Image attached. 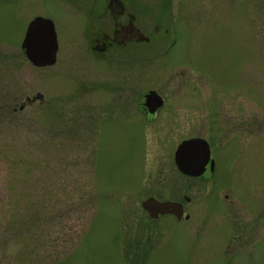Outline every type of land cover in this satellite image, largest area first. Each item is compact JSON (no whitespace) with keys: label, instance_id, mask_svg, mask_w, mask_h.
I'll return each instance as SVG.
<instances>
[{"label":"rangeland","instance_id":"rangeland-1","mask_svg":"<svg viewBox=\"0 0 264 264\" xmlns=\"http://www.w3.org/2000/svg\"><path fill=\"white\" fill-rule=\"evenodd\" d=\"M106 1L0 0V264H264V0H123L147 41L99 53ZM36 17L52 66L21 49ZM190 139L213 181L176 167ZM184 196L189 220L141 206Z\"/></svg>","mask_w":264,"mask_h":264},{"label":"water","instance_id":"water-1","mask_svg":"<svg viewBox=\"0 0 264 264\" xmlns=\"http://www.w3.org/2000/svg\"><path fill=\"white\" fill-rule=\"evenodd\" d=\"M21 49L26 60L35 67L54 65L58 44L53 22L41 17L31 20L27 25ZM144 98L146 99L144 105L150 113H155L162 105L161 97L155 92H149ZM209 159V145L202 139L183 141L174 154V162L178 170L190 177L202 175ZM141 206L151 219H157L159 215L165 214H172L178 220L183 217V208L176 202H159L150 197L145 199ZM185 219H188V216H185Z\"/></svg>","mask_w":264,"mask_h":264},{"label":"flooded vegetation","instance_id":"flooded-vegetation-1","mask_svg":"<svg viewBox=\"0 0 264 264\" xmlns=\"http://www.w3.org/2000/svg\"><path fill=\"white\" fill-rule=\"evenodd\" d=\"M133 2H136L135 0H132ZM106 12H108L112 24H113V29L111 30L110 33L107 34H101L99 38L94 39V50H97L99 53H105L107 50H109L113 45L115 44H126L127 42L131 41H147V38L143 35V33L140 32L139 28H135L134 26V19H138L139 21V12L134 9L133 7L128 6L125 4V1L123 0H108L106 1ZM138 5V3L136 2ZM139 6V5H138ZM145 95V94H144ZM144 103V102H143ZM144 111V109H143ZM158 111V110H157ZM157 111L155 113H157ZM148 112V111H147ZM146 111L144 113L148 114ZM155 113L151 115V117L154 118ZM210 150V159L208 163H206L204 167V172L202 177H204L205 180H214L215 176V171H216V162L215 159L212 156V148L209 146ZM175 154V153H174ZM212 162V164H211ZM212 190L210 189V194L211 192L217 193L221 197V195L224 193L223 190L218 191L217 186L214 185L212 182ZM209 194V195H210ZM226 198V196H225ZM147 199V198H146ZM183 201H170V202H177L181 204L183 208V217L182 219L184 220H189V214L184 213L185 210V203L189 205L190 199L186 196L183 197ZM159 201V200H158ZM160 202V201H159ZM164 202V201H161ZM148 215V213L146 212ZM164 216V215H162ZM172 216V215H169ZM185 216H188V219H185ZM159 218V217H158ZM157 218V219H158ZM150 220H156V219H150ZM234 240H229V245H232ZM226 252H228L226 250Z\"/></svg>","mask_w":264,"mask_h":264},{"label":"clouds","instance_id":"clouds-1","mask_svg":"<svg viewBox=\"0 0 264 264\" xmlns=\"http://www.w3.org/2000/svg\"><path fill=\"white\" fill-rule=\"evenodd\" d=\"M19 247L20 246H15L13 247L12 245L9 246V249H8V254L9 255H15L18 251H19Z\"/></svg>","mask_w":264,"mask_h":264}]
</instances>
